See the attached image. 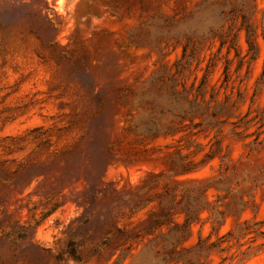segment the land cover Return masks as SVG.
I'll return each instance as SVG.
<instances>
[{
  "label": "rangeland",
  "instance_id": "374dc122",
  "mask_svg": "<svg viewBox=\"0 0 264 264\" xmlns=\"http://www.w3.org/2000/svg\"><path fill=\"white\" fill-rule=\"evenodd\" d=\"M0 264H264V0H0Z\"/></svg>",
  "mask_w": 264,
  "mask_h": 264
},
{
  "label": "trees",
  "instance_id": "16d2710c",
  "mask_svg": "<svg viewBox=\"0 0 264 264\" xmlns=\"http://www.w3.org/2000/svg\"><path fill=\"white\" fill-rule=\"evenodd\" d=\"M158 34L161 37H171L173 39H178L179 37H188L190 28H173V23H167L164 28H158Z\"/></svg>",
  "mask_w": 264,
  "mask_h": 264
}]
</instances>
